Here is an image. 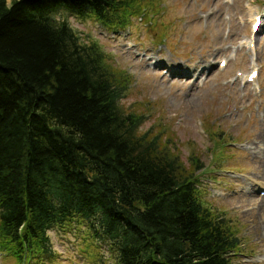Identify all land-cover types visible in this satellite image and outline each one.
I'll return each instance as SVG.
<instances>
[{
	"label": "trees",
	"instance_id": "1",
	"mask_svg": "<svg viewBox=\"0 0 264 264\" xmlns=\"http://www.w3.org/2000/svg\"><path fill=\"white\" fill-rule=\"evenodd\" d=\"M142 2L0 0V245L23 264L52 256L54 228L86 229L115 264H232L240 248L204 201L201 163L186 172L139 132L141 105H120L125 83L63 17L149 24Z\"/></svg>",
	"mask_w": 264,
	"mask_h": 264
},
{
	"label": "rangeland",
	"instance_id": "2",
	"mask_svg": "<svg viewBox=\"0 0 264 264\" xmlns=\"http://www.w3.org/2000/svg\"><path fill=\"white\" fill-rule=\"evenodd\" d=\"M144 1L148 25L135 13L116 29L63 17L81 41L103 50L125 83L120 105L130 111L141 105L139 132L158 135L163 150L179 156L182 170L201 163L194 174L204 201L233 220L240 238L231 262L264 264V145L257 153L250 148L264 136V23L257 33L250 29L264 0ZM253 69L257 76L249 82ZM85 233L52 229V258L43 257L42 264H115L106 247ZM0 264L20 262L0 246Z\"/></svg>",
	"mask_w": 264,
	"mask_h": 264
},
{
	"label": "bare ground",
	"instance_id": "3",
	"mask_svg": "<svg viewBox=\"0 0 264 264\" xmlns=\"http://www.w3.org/2000/svg\"><path fill=\"white\" fill-rule=\"evenodd\" d=\"M256 139H257V141L251 143L250 148L253 150V152L256 151V153H257L260 150V145H264V136L256 137ZM263 185H264V183H263Z\"/></svg>",
	"mask_w": 264,
	"mask_h": 264
},
{
	"label": "snow or ice",
	"instance_id": "4",
	"mask_svg": "<svg viewBox=\"0 0 264 264\" xmlns=\"http://www.w3.org/2000/svg\"><path fill=\"white\" fill-rule=\"evenodd\" d=\"M253 75H255V73H253Z\"/></svg>",
	"mask_w": 264,
	"mask_h": 264
}]
</instances>
